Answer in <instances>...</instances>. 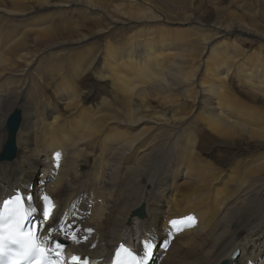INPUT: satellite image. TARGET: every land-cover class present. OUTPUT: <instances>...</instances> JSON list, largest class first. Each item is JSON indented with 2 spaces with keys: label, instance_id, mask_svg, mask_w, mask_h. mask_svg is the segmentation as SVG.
I'll return each instance as SVG.
<instances>
[{
  "label": "bare ground",
  "instance_id": "1",
  "mask_svg": "<svg viewBox=\"0 0 264 264\" xmlns=\"http://www.w3.org/2000/svg\"><path fill=\"white\" fill-rule=\"evenodd\" d=\"M116 1L0 0V152L8 115L14 109L22 111L15 137L17 155L0 163V193L27 187L37 218L43 212L44 195L54 197L57 216L75 197H91V215L81 223L95 230L97 246L90 250L91 240L80 248L97 258L118 241H133L141 234L156 245L149 263L161 258L157 264H219L225 259L227 264H264V110L243 104L232 92L218 90V84L242 70L237 74L239 83L255 89L244 91L245 95L264 102V90H256L264 87V59L258 55L247 66L228 52V43L238 47L237 39L212 43L229 30L263 40L264 34L228 12V22L212 23L214 33L205 30L212 35L200 38V53L191 56L169 42L171 37L185 36L173 31L176 28L202 32L191 14L168 15L153 0ZM231 3L258 10L261 0ZM212 5L215 12L227 9ZM42 11L47 13L27 18ZM256 14L255 10L247 16L250 23L258 22ZM4 15L16 17L2 19ZM259 15L264 20V12ZM85 23L95 28L87 35L70 33L68 40H60L63 32ZM108 32L103 46L93 42ZM160 39L161 44H156ZM66 43L75 45V52L70 49L67 55L70 67L90 74L98 89L83 93L76 100L81 105L70 106L76 93L66 88L53 90L59 108L42 100V93L41 107L28 102L31 95L40 93L34 90L33 71L26 85L2 90L9 88L12 76L26 75L42 50ZM38 46L43 49L31 56ZM188 87L195 89L192 96L187 94L191 90H185L178 101L161 90ZM95 94H109L110 101L101 104L103 111L101 105V111L95 112L83 106ZM204 129L219 139L255 143L259 151L243 158L232 155V169L220 172L197 158L195 150L201 143L197 135ZM165 154L173 158L171 163L155 168ZM61 159L59 174L50 183ZM141 205L145 217L138 219L133 212ZM188 213L195 214L192 226L185 223L186 228L177 230L169 223L170 218Z\"/></svg>",
  "mask_w": 264,
  "mask_h": 264
},
{
  "label": "rangeland",
  "instance_id": "2",
  "mask_svg": "<svg viewBox=\"0 0 264 264\" xmlns=\"http://www.w3.org/2000/svg\"><path fill=\"white\" fill-rule=\"evenodd\" d=\"M118 1L119 2L116 1L114 3L123 2V4H126L127 0H122V1L118 0ZM132 1L138 2V0H132ZM153 1L156 2V4H158L160 6V8H162L163 12H167L168 15L171 14V15H175L176 16L178 14H183V13L186 14L187 13V14H191L194 18H196L199 21V22H197L198 25H196V26L199 27V29L202 30V32H197L195 30L192 31L190 29H186V27L183 26V27H180V28H176L177 30H173V31H177V32L179 30H180L179 32H184L185 36L181 37L183 39L180 38L181 40H179V39H176V38L173 39V37H171L172 41L166 40L167 42L169 41V42L176 43V45L180 46V48L182 47L183 49H185L186 53L191 54V56H196L197 57L198 55H196L197 54L196 52L200 53V49L198 47V46H200V44H198V43H200V38L206 37V35H208V34H209L208 37H210L212 35L211 33H214V29H212V25H213L212 23L218 21L219 19L222 20L224 23L228 22V21H226V20L230 19L229 16H228V12L232 13V14H235V16H238L239 18H242L244 22L249 23L253 27L258 28L257 30L261 31L264 34V20L261 17H259L260 16L259 14L262 15V13L264 12V9H262V7H263L262 6V2H264V0H261V3L259 5V7H258V10H257L256 7L255 8L254 7L253 8L252 7L251 8L250 7H243V8L241 7L242 8L241 9L240 5L238 3H231L232 0H158V1L157 0H153ZM212 4H214V5L218 6V7L227 8V9L224 11L225 13L215 12L214 9L212 8L213 7ZM105 5L106 4L104 3V6ZM245 9H246V11H245ZM179 10H180V12H179ZM255 10L257 11L256 15L258 16V18L256 17V20L259 23L255 22V21L254 22L252 21L250 23L249 20L247 19V16L249 17V14H251L252 12L254 13ZM42 12L32 13V14L28 15L27 18L28 19L37 18V17H40V15H44V14L47 13L46 11H42ZM246 14H248V15H246ZM15 17L4 15V17L2 19L7 18L9 20H11V19L13 20V18H15ZM17 18L19 19L20 17L17 16ZM78 20H80V19L78 18ZM85 24L86 25L79 24L74 29H72L71 31L63 32L64 34L62 33V39H60V40H68V38L66 39V37H69L70 33L72 35H76V34L80 35L81 33L83 35H87L89 33L90 28H95L94 25H92V24H88V23H85ZM208 24H211V25H208ZM81 25H83L85 27H83ZM57 26L59 27L61 25L59 24ZM135 26L139 27L140 24H137ZM222 26H224V25H222ZM81 28H82V30H81ZM184 28L186 29V31H185ZM205 30H209V32H211V33L206 32ZM229 32L232 35L229 34V35L222 36V37L214 40L212 43L214 44V43H216L219 40H233V39H237L236 40L237 43H238V47H236L237 49L236 48L234 49L233 47H231V44L228 43V50H229L228 52H229L230 56H232V57H233V55L234 56L235 55L238 56V58H240L242 60L241 62H243L244 65L249 63V61H251L250 66L252 64H254L253 62H255L257 57H259L258 55H260V57H262L264 59V48L260 47L261 46L260 44H262V45L264 44V40L263 39H261L260 37H257V36L244 35L239 30H229ZM109 33L110 32L102 34L98 38H96L97 37L96 36L94 38L93 42H97L98 41L95 44L103 46L104 45L105 36H107ZM190 33H192V34H190ZM178 34L179 33H176V35H178ZM185 41H186V43H185ZM242 41H244V42H242ZM181 42H183L185 45L187 44L186 46L189 47V48H186V46L183 45V43L181 44ZM194 43L195 44L197 43V44L194 45ZM156 44L160 45L161 44V39L156 41ZM80 45L82 46L83 44L81 43ZM80 45H77V46H80ZM74 46L75 45H73V44L68 45L66 43V44H63V45H58L56 47L55 46L52 47V48L50 47V49L42 50V52L37 55L38 58L34 61L35 62L34 65L35 66H33L32 69L29 72H27L26 75H24V76H21V75L19 77L12 76V78L10 80L11 83L9 84V88H5V89H2V90H6V89L7 90H16L23 83L26 85L31 80V78H32L31 71H33L32 73H34V75H35L34 76L35 83L37 84V85L35 84L37 87L34 90H40V93L37 94V96H32L31 95L30 96V100L29 101L27 100L28 102H32V104L34 103L38 107H41L44 104L43 103L44 101H41L42 98L40 97V94L42 93L41 94L43 96L42 100H44V98H45V100L48 99L50 105L59 108V106L56 105V101L53 99L54 98L53 97L54 96L53 90H66L67 89V90H75V93H76L75 97L73 98L72 104L70 103V106H73V104L81 105L82 101H80V103H76L77 102L76 100L79 99L80 97L82 98L83 93L88 92L89 90H98V89L96 88V83L92 79V76H90V74L85 73V72L80 74L79 72H77V70H75L74 68L70 67V65H69L70 62L68 61L69 58H67V55H68V51L70 52V49L72 51H74L73 50ZM97 47L98 46H96V48ZM41 49H43L41 46H38L37 48L32 49L34 51L32 52L31 56L36 55V53L40 52ZM175 52H176V50H175ZM253 52H254L255 55H250V53L252 54ZM33 53H35V54H33ZM245 57H246V59H245ZM50 58L52 60H50ZM61 60H64V61H61ZM49 64L52 65V66H50ZM55 64H56L57 67L55 66ZM247 66H249V65L247 64ZM22 69H24V67L18 68V72L20 73V71ZM70 69H73V70H70ZM81 70L84 71L82 66H81ZM96 70H98V69H96ZM73 71H74V73H72ZM241 71L242 70L238 71L237 73L234 72V74L231 75L230 77H228V79L224 80L222 82V84H218L220 86V88L218 90H222L224 92H227V91L232 92L238 98V100L240 102H242L243 104L257 106V107L262 108V110H264V102L263 101H259V100L253 101V100H251L250 98H248L245 95L246 93L244 91H246V90H255V89H247V87H245L241 83H239L240 82L238 80L239 76L237 74L241 73ZM224 72L222 71L221 74L223 75ZM44 74H45V76H44ZM121 74L122 75L125 74L126 76L128 74V76H129V73L122 72ZM131 74L132 73H130V75ZM47 75H48V77H47ZM72 75H73V77H72ZM55 80H56V82H55ZM2 82H4V80H2ZM92 82H93V84H92ZM167 82H168V80H167ZM13 84H14V86H13ZM3 87H5V85ZM10 87H12V88H10ZM161 90H167V93L170 96V98H172V96H173L174 98H176V101H178V100L181 99L180 97H182V94H183V92L185 90H191V92L188 91L187 94L189 93L188 95L192 96V94L194 93L195 89L193 87H191V88L188 87L186 89H183V88L180 89L179 88V90H172V91H170L169 89H166V88H162ZM256 90H264V87L257 88ZM44 95H45V97H44ZM98 95L99 94H95L94 99L92 101H90L89 103L85 102L83 104V106L90 108L94 112L95 111H101V110L103 111V106L101 104H104L105 101L109 102L110 101V97H109V94H106V95L101 94L100 97ZM0 96L2 97V92L0 93ZM3 98H4L3 100H6V101L8 100V96H6V95ZM100 105H101L102 108L100 107ZM100 108H101V110H100ZM60 113L63 116H66V114H64L63 112H60ZM198 129H201V127H198ZM212 135L213 134H210L209 131L207 132L206 129H204L201 132H199V134L197 136L199 137L201 143L198 146L199 149L196 148L195 152H196V155L199 154V156L197 158H198L200 163L206 164L208 167L209 166L210 167L213 166L212 168L217 169V170L219 169L220 172L224 171V170L232 169V162H231V164L229 163L230 162L229 159H230V157L232 155H239L240 158H243L245 156H248V153H257L259 151V150H256V147L254 146L255 143L239 141L238 139L237 140H235V139L234 140H227V138L226 139H219V138L213 137ZM176 138H178V137H176ZM216 141H217V143H216ZM232 141H234V144L236 143L235 147H231L229 145ZM169 143H170V146L172 148L175 147V146L171 145V142H169ZM203 151H204V153H203ZM210 152H212V153H210ZM240 152H242V153H240ZM219 153L221 155H223V156H221ZM228 154H229V156H228ZM171 157H172V155H171ZM171 160H173V158L170 159V156H167V154H165V156H163V159H161V158L157 159L156 164H155L156 165L155 168L160 169V167L162 165L164 166L165 164L171 163ZM174 165H175V163L171 167H174ZM157 169H155V171H157ZM151 179H153V178L151 177ZM154 260H155L154 262H156V264H157L158 261L161 260V258H159V259L155 258Z\"/></svg>",
  "mask_w": 264,
  "mask_h": 264
},
{
  "label": "snow or ice",
  "instance_id": "3",
  "mask_svg": "<svg viewBox=\"0 0 264 264\" xmlns=\"http://www.w3.org/2000/svg\"><path fill=\"white\" fill-rule=\"evenodd\" d=\"M19 196L16 200L9 201L5 200V209L0 210V261H5V264H33V261L37 256L40 257V260L37 261V264H48L45 257V252L43 249H40L36 245L31 236V229H29V234L27 237H23L19 234L17 229L20 228L23 220L28 218L31 207L24 212L23 215H20V205H19ZM31 200L32 197H29ZM44 201L43 215L45 219H48L51 212V201L47 195L42 197ZM11 205V207L9 206ZM7 213V217H5ZM193 217H186L184 221H171V225L174 227H179L185 222H192ZM7 221H12L8 225V234L5 237L3 232V225ZM155 243L152 239H146L143 242V253L138 255L128 248L124 247V244H121L119 248L116 249L115 258L112 261V264H148L149 259L152 256V250L155 247ZM60 245L57 244V248ZM7 258V260H5ZM77 257H73V260H76Z\"/></svg>",
  "mask_w": 264,
  "mask_h": 264
},
{
  "label": "water",
  "instance_id": "4",
  "mask_svg": "<svg viewBox=\"0 0 264 264\" xmlns=\"http://www.w3.org/2000/svg\"><path fill=\"white\" fill-rule=\"evenodd\" d=\"M19 121H20L19 112L15 111V113L8 120L9 128L16 129L17 126H18ZM10 146H11V144H9L6 149H8ZM134 214L138 215V216H143L144 215V213L139 212V211L134 212Z\"/></svg>",
  "mask_w": 264,
  "mask_h": 264
}]
</instances>
